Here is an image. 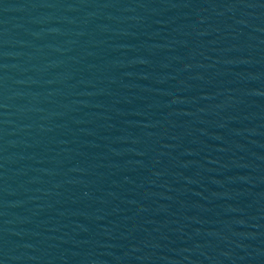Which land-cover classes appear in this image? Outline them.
<instances>
[{
  "label": "water",
  "instance_id": "1",
  "mask_svg": "<svg viewBox=\"0 0 264 264\" xmlns=\"http://www.w3.org/2000/svg\"><path fill=\"white\" fill-rule=\"evenodd\" d=\"M0 264H264V0H0Z\"/></svg>",
  "mask_w": 264,
  "mask_h": 264
}]
</instances>
